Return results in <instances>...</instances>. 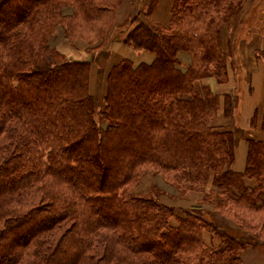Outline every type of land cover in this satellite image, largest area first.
Listing matches in <instances>:
<instances>
[{
	"label": "trees",
	"instance_id": "obj_1",
	"mask_svg": "<svg viewBox=\"0 0 264 264\" xmlns=\"http://www.w3.org/2000/svg\"><path fill=\"white\" fill-rule=\"evenodd\" d=\"M122 1L0 0V264H242L248 246H264V140L219 123L220 110L234 119L237 93L197 86L236 70L233 43L260 24L257 15L241 31L254 3L173 0L167 26L138 21L123 42L154 59L114 64L97 104L92 52L113 38ZM236 14L238 30L224 38ZM60 32L92 44L88 58L61 53ZM259 112L250 129L264 130ZM148 170L188 197L181 215L156 183L133 191Z\"/></svg>",
	"mask_w": 264,
	"mask_h": 264
},
{
	"label": "crops",
	"instance_id": "obj_2",
	"mask_svg": "<svg viewBox=\"0 0 264 264\" xmlns=\"http://www.w3.org/2000/svg\"><path fill=\"white\" fill-rule=\"evenodd\" d=\"M143 0H137L138 7L140 8V3ZM133 3L134 0H123L122 3L120 4L119 8L117 9V16H116V24L114 27L115 32L117 31L118 26H123L128 22L127 18H129L133 12ZM173 0H159L155 10L153 11L150 19L153 23V25L157 26H167L171 17V8H172ZM145 7V6H144ZM142 7V9L144 8ZM237 19L235 20V26L238 25L239 20H240V15H237ZM234 17V16H233ZM232 17V18H233ZM131 18V17H130ZM149 19V17H147ZM225 25L224 31L226 32V35H223L224 38H229L231 35V22L232 19ZM238 21V22H237ZM148 23V22H147ZM258 39H262L261 37H264V23L262 24L261 28L259 27V31L256 34ZM264 39H262L263 41ZM243 41V40H242ZM87 41H85L82 38H77L74 41V47L76 50H85V48L90 47L91 45H87ZM89 44V43H88ZM128 45L123 42V38H116L113 36L111 40H109L106 45L103 47V49L100 50V52L95 53L93 55V61L90 69V91L92 94H96L99 92L100 94L105 93L106 89V76L109 73L111 67L121 61L124 58L129 57L127 54V50L129 51ZM263 46H264V41H263ZM263 46L256 45L252 46L250 45L249 49H251L252 54L251 56L245 57L243 52H244V47L248 48L247 44H244L241 42L237 47H236V52L234 54V59L232 61L234 64H236V70L234 71L231 68H229V77L230 80L228 83L221 84L217 82L214 78L208 77L205 78L204 80L198 82L200 85L201 84H208L211 86L214 92L218 94H235L237 92L238 87L242 89L243 95L239 96L238 98V104L236 106L235 110V116L234 119H225L222 116V110H220L221 115L219 118V123L223 124L227 128H232L235 125H239L243 130L245 129V133L248 135H251L256 138H260L264 140V130H261L258 128L255 129H250L249 128V123H250V118L254 112V109L258 106L260 107V115H259V120H258V125H261L262 121V111H263V106H264V60L258 59L259 61H263V63H260L255 54L254 51L256 49H261ZM245 48V50L247 49ZM140 52V51H138ZM68 57H70L68 55ZM72 58H82L84 59L85 57H74L71 55ZM245 70L246 72V81L245 83L242 84V86L237 87V79H238V74L237 72H241ZM214 84L217 85V89L214 88ZM255 96L254 103L252 106V109L250 110L249 114L247 112V106H246V101L249 96ZM255 104V105H254ZM248 127V128H247ZM246 147L247 143L245 140H242L239 148H238V155L236 159V167L239 170H242L245 165V156H246ZM243 159L244 162H240V159ZM242 166H238V163ZM246 183L250 186H253L255 182L252 179H247ZM254 264H259V263H254Z\"/></svg>",
	"mask_w": 264,
	"mask_h": 264
},
{
	"label": "rangeland",
	"instance_id": "obj_3",
	"mask_svg": "<svg viewBox=\"0 0 264 264\" xmlns=\"http://www.w3.org/2000/svg\"><path fill=\"white\" fill-rule=\"evenodd\" d=\"M147 1L148 0H143L139 4L140 8H141V9H139L137 0H134L133 12H132V14L130 16L131 18L130 17L127 18L128 22L126 24H124L123 26H118L117 27V31L116 32L114 31L113 36H115L116 38H124L127 35L128 30L131 29L132 27H134V25H136L138 23V21H144V22H148L150 24H153L151 19L150 18L148 19L146 17V13H145L146 7H144V6H146L145 4H146ZM158 2H159V0H158ZM158 2H157V4H158ZM252 3H254V5H255L254 7L255 8L253 7L254 9L251 10L249 12V14L246 16L245 24H244L243 29L241 31H245L246 28H251L250 25L253 22V20L256 19L257 15L259 16V19L257 21L260 24H259V26H256V24H255L254 28L251 29V33L250 32H245V33L242 32L241 33V37L243 39V43L248 45V48L244 47L243 54H244L245 57H247L249 55L251 56V54H252L251 49H249L250 45L256 46V45L260 44V46H263V41H264V40L262 41V39H264L263 36L261 37L262 39H258L259 37L256 36L257 32L259 31L258 27L261 28L262 24L264 23V0H245V4H244L245 8H248ZM142 7H144V8L142 9ZM118 8L119 7L116 8L115 16H117V9ZM65 9H66L67 12L70 11V7H68V8L66 7ZM111 16H112V14H111ZM237 17L238 16L236 14L232 18L233 20L231 22V30L233 29V31L231 32L230 37H232L233 33H236L237 30H238L240 20H239L238 25L235 26V20L237 19ZM114 24H116V19L114 21ZM114 24H113V26H114ZM226 24H224L223 27H222L223 35H226V32L224 31V27H225ZM74 41L71 42L69 39H65V36H63L62 33L60 32L56 36V38L54 39L53 44H55V46L59 48L60 52L63 53L67 57H68V55L70 57L72 55L74 57L82 56V57L88 58L89 55L86 52V49H88V47L85 48V50H83L84 52H82V50H79V49L76 50V48L74 47L75 46L74 45ZM240 43H239V40H238V46H239ZM87 45H92V44H88L87 43ZM127 47L129 49V51L127 50V54L129 55L130 58L133 59V61H136V62L151 61V60L154 59L155 55H154L153 52H149V51L138 52L135 49H133L130 45H128ZM236 47H237V45L234 46V43H233V47H232V54H233L232 58L233 59H234V54L236 52ZM245 48H247V49L245 50ZM263 50H264V46L261 49H256L254 51V54H255L257 60L260 59L257 56V52H259V51L261 52V54H260L261 57L262 58L264 57V53H262ZM98 52H100V51L96 50V51H94L92 53H98ZM259 62L263 63V61H259ZM241 74L242 75H240V76H241L242 79L240 80V82H241L240 86H242V84L245 83V81L247 79L245 70H243ZM229 80H230V77H229V79L226 82L221 83V84L228 83ZM197 86L200 87V84L198 83ZM214 88L217 89V85L216 84H214ZM240 90H242V89L240 88ZM243 91H242V93H243ZM236 93H237L238 96H242L243 95V94L239 95L240 91H238ZM94 96H95V99H96V103L100 104L101 101H102V94L97 92L96 94H94ZM241 160H242V162H244V160L242 158L240 159V162H241ZM240 162L238 163L239 167L242 166L240 164ZM166 181L167 180L162 179V175H160V174L156 175V173L153 170H148L145 173H143L141 178L138 180L137 184L134 186L133 191L135 193L148 194L149 191L151 190L152 184L156 183L158 185L157 186V191L159 192V194H160V196H161V198L163 200V203H166V204L173 203V204H175V206L177 207L176 208V213L181 215V210L179 209V207L180 206H187L186 202H188L189 199H188V197L177 193V190L175 189L174 185L169 184ZM158 192H156V193H158ZM199 195H200V193H197V196H199ZM239 213L244 215V212H239ZM226 214H228L229 216H232L233 225L239 227V226H242V224H243L247 228V225L245 223L241 222L242 218L239 220V219H235V217H234L235 215L232 214V213H226ZM182 215H183V213H182ZM248 215H250V214H248ZM249 217H252V215H250ZM243 218H245V217H243ZM254 219L255 220L256 219H262V217L254 215ZM237 220H239L241 225L239 224V226H238L235 223V222H237ZM262 229H263V227H262ZM205 241H206V243L208 245H213V244L217 245V243H218V240L216 239V237H214L213 234L211 235V233H208V232L205 233ZM254 263L264 264V246H262V245H256V246L255 245H251V246H248L243 251V253H242V264H254Z\"/></svg>",
	"mask_w": 264,
	"mask_h": 264
},
{
	"label": "bare ground",
	"instance_id": "obj_4",
	"mask_svg": "<svg viewBox=\"0 0 264 264\" xmlns=\"http://www.w3.org/2000/svg\"><path fill=\"white\" fill-rule=\"evenodd\" d=\"M255 96H249L247 101H246V106H247V112L249 114L250 110L252 109L253 103H254Z\"/></svg>",
	"mask_w": 264,
	"mask_h": 264
}]
</instances>
